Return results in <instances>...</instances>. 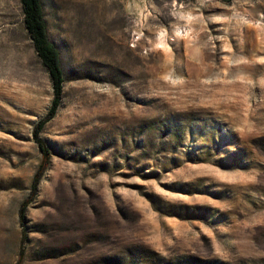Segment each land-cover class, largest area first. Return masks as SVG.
Masks as SVG:
<instances>
[{"label":"rangeland","instance_id":"1","mask_svg":"<svg viewBox=\"0 0 264 264\" xmlns=\"http://www.w3.org/2000/svg\"><path fill=\"white\" fill-rule=\"evenodd\" d=\"M65 75L23 264H264V0H42ZM53 99L0 0V264ZM56 255L54 257L48 255ZM110 259V260H109Z\"/></svg>","mask_w":264,"mask_h":264},{"label":"trees","instance_id":"2","mask_svg":"<svg viewBox=\"0 0 264 264\" xmlns=\"http://www.w3.org/2000/svg\"><path fill=\"white\" fill-rule=\"evenodd\" d=\"M19 2L23 15L24 28L33 44L36 55L38 56L41 64L43 65L49 76L52 86L53 99L47 115L36 124L33 130V139L38 147L41 159L38 170L36 171L32 179L30 197L21 204L18 212V220L21 227V247L15 264H23L24 262L25 249L23 246L28 240V231L26 227L27 207L35 196L42 175L48 168L51 159L50 147L45 141L40 138V134L42 133L45 125L50 122L57 113V110L61 104L63 86L65 83V75L62 68L59 52L48 38L46 23L43 15L42 0H19ZM259 146L264 150V142H261ZM140 252V249H138L137 251L128 250L126 255H124L123 257V260H121L119 264H127L131 256L133 257L135 256V254H139ZM48 256L54 257L56 255L51 254ZM157 260V264H174L164 258L152 259V261L155 262ZM206 263L218 264L215 261ZM176 264H198V262L196 259L188 258V260L176 262Z\"/></svg>","mask_w":264,"mask_h":264}]
</instances>
